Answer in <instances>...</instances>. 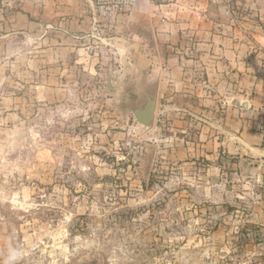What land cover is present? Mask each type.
<instances>
[{
  "label": "rangeland",
  "instance_id": "rangeland-1",
  "mask_svg": "<svg viewBox=\"0 0 264 264\" xmlns=\"http://www.w3.org/2000/svg\"><path fill=\"white\" fill-rule=\"evenodd\" d=\"M231 8L263 67L264 7ZM14 10L0 0V37ZM22 41L0 40V264H264V173L228 147L222 104L146 83L144 128L134 56L100 49L95 70L46 87Z\"/></svg>",
  "mask_w": 264,
  "mask_h": 264
},
{
  "label": "crops",
  "instance_id": "crops-1",
  "mask_svg": "<svg viewBox=\"0 0 264 264\" xmlns=\"http://www.w3.org/2000/svg\"><path fill=\"white\" fill-rule=\"evenodd\" d=\"M14 5L9 29L0 40L11 46L19 35L24 36L25 55H31L25 69L41 72L42 86H64L75 81V70H95L90 65L100 49L126 56L122 60L126 65L128 55L134 56L135 69L147 71L146 83L156 85L158 93L161 87L178 88L188 81L189 101L222 104L224 133L232 137L228 147L242 157L259 159V171L264 173L258 130L264 66L256 65L250 30L246 47L240 25L245 23L229 17L225 9L232 7L235 13L236 5L264 7V0H174L168 4L139 0L128 14L111 23L100 21L93 0H14ZM247 20L251 23L250 16ZM252 36L256 41V30ZM233 100L247 102L248 108L232 106Z\"/></svg>",
  "mask_w": 264,
  "mask_h": 264
},
{
  "label": "built area",
  "instance_id": "built-area-1",
  "mask_svg": "<svg viewBox=\"0 0 264 264\" xmlns=\"http://www.w3.org/2000/svg\"><path fill=\"white\" fill-rule=\"evenodd\" d=\"M139 0H93L100 21L111 23L116 18L128 14ZM167 0H164V2ZM261 123L258 127L261 136V148L264 150V106L260 112Z\"/></svg>",
  "mask_w": 264,
  "mask_h": 264
},
{
  "label": "water",
  "instance_id": "water-1",
  "mask_svg": "<svg viewBox=\"0 0 264 264\" xmlns=\"http://www.w3.org/2000/svg\"><path fill=\"white\" fill-rule=\"evenodd\" d=\"M142 88H144V98L140 100L139 104L131 108V112L140 126L144 128H151L154 123L156 113V95L154 91L146 86V80L143 81ZM231 104L232 106L243 110L248 108L247 102L233 100ZM56 253V250H52L50 252L51 255H56Z\"/></svg>",
  "mask_w": 264,
  "mask_h": 264
},
{
  "label": "bare ground",
  "instance_id": "bare-ground-1",
  "mask_svg": "<svg viewBox=\"0 0 264 264\" xmlns=\"http://www.w3.org/2000/svg\"><path fill=\"white\" fill-rule=\"evenodd\" d=\"M60 246H61V244H60Z\"/></svg>",
  "mask_w": 264,
  "mask_h": 264
}]
</instances>
